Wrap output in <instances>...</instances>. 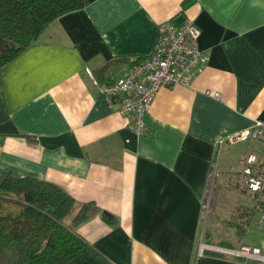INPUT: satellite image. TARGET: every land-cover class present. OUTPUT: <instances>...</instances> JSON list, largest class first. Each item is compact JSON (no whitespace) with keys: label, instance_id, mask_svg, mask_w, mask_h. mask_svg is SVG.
<instances>
[{"label":"crops","instance_id":"1","mask_svg":"<svg viewBox=\"0 0 264 264\" xmlns=\"http://www.w3.org/2000/svg\"><path fill=\"white\" fill-rule=\"evenodd\" d=\"M185 19L200 31L206 65L188 87H161L136 134L99 87L152 55L161 23ZM0 96L19 133L0 136V172L61 188L74 201L68 221L93 203L99 213L75 233L109 263L264 264L197 256L199 242L264 256V237L248 235L258 212L264 232V195L242 188L238 166L262 141L218 144L264 124V0H84L0 67ZM211 168L214 201L203 211ZM226 192L244 197L221 218Z\"/></svg>","mask_w":264,"mask_h":264},{"label":"trees","instance_id":"2","mask_svg":"<svg viewBox=\"0 0 264 264\" xmlns=\"http://www.w3.org/2000/svg\"><path fill=\"white\" fill-rule=\"evenodd\" d=\"M83 5L84 0H0V67L58 17ZM3 135L19 133L0 96ZM73 209V199L58 186L0 172V264H111L75 233L99 209L93 203L83 204L68 221ZM100 217L110 226L117 222L105 211Z\"/></svg>","mask_w":264,"mask_h":264},{"label":"built area","instance_id":"3","mask_svg":"<svg viewBox=\"0 0 264 264\" xmlns=\"http://www.w3.org/2000/svg\"><path fill=\"white\" fill-rule=\"evenodd\" d=\"M158 41L152 55L142 61H136L116 81L99 87V95L105 99L117 101L119 112L133 117V130L136 134L144 131L143 116L149 112L156 92L161 87H188L203 70L207 56L198 47L199 29L192 20L180 23L171 20L159 25ZM237 142L241 140L262 141L260 154L247 152L238 161L242 188L252 194L264 195V124L256 121L252 127L233 133L218 141ZM217 173L210 171V180L206 197L202 201V210L211 208L214 201V181ZM264 215V207H263ZM209 251L246 261L264 262L260 249L241 245L237 248H225L199 242L197 256Z\"/></svg>","mask_w":264,"mask_h":264},{"label":"rangeland","instance_id":"4","mask_svg":"<svg viewBox=\"0 0 264 264\" xmlns=\"http://www.w3.org/2000/svg\"><path fill=\"white\" fill-rule=\"evenodd\" d=\"M229 194H231V192H226L224 193V195L220 198V200H217V207L216 209H219L217 211H215V214L220 216L221 218H223V216L226 214V212L229 210V208H233L235 203H236V199H240L243 198L241 197V195L238 194H234L231 196V198L229 199ZM218 197V196H217ZM262 201H264V198L261 199ZM226 210V211H224ZM259 211V210H258ZM260 213H257V216L255 217L254 220H252L251 222L249 221V225H248V235H250V239L253 241H257L260 240L262 237H264V232L263 231H258V227L257 224H259V219H260ZM263 226H264V221L262 222ZM243 233V231H242Z\"/></svg>","mask_w":264,"mask_h":264}]
</instances>
